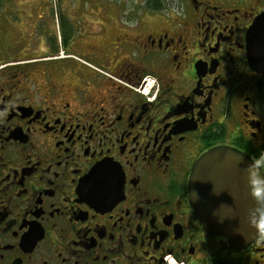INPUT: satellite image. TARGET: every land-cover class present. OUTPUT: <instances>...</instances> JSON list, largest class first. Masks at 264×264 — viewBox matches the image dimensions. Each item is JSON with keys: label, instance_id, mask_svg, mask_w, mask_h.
Wrapping results in <instances>:
<instances>
[{"label": "flooded vegetation", "instance_id": "1", "mask_svg": "<svg viewBox=\"0 0 264 264\" xmlns=\"http://www.w3.org/2000/svg\"><path fill=\"white\" fill-rule=\"evenodd\" d=\"M69 1L0 0V264H264L187 188L210 149L264 150V0Z\"/></svg>", "mask_w": 264, "mask_h": 264}, {"label": "water", "instance_id": "2", "mask_svg": "<svg viewBox=\"0 0 264 264\" xmlns=\"http://www.w3.org/2000/svg\"><path fill=\"white\" fill-rule=\"evenodd\" d=\"M253 24L246 33V56L249 67L264 74V14ZM249 163L243 154L220 146L203 153L189 175L188 199L196 217L207 232L224 235L230 249L245 248L262 234L247 218L256 206L247 185Z\"/></svg>", "mask_w": 264, "mask_h": 264}, {"label": "clouds", "instance_id": "3", "mask_svg": "<svg viewBox=\"0 0 264 264\" xmlns=\"http://www.w3.org/2000/svg\"><path fill=\"white\" fill-rule=\"evenodd\" d=\"M241 159V158H240ZM237 160V163L239 160ZM248 191L256 206L248 210V222L264 233V150L251 157L246 167Z\"/></svg>", "mask_w": 264, "mask_h": 264}, {"label": "rangeland", "instance_id": "4", "mask_svg": "<svg viewBox=\"0 0 264 264\" xmlns=\"http://www.w3.org/2000/svg\"><path fill=\"white\" fill-rule=\"evenodd\" d=\"M28 2H29V6H32V4L34 3V0H27ZM64 3H68V2H70L69 0H62ZM75 1V0H74ZM77 2L78 1H94V0H76ZM99 1H104V0H99ZM106 1H115V0H106ZM123 2L124 1H128V2H131V3H133V2H135V0H122ZM137 1V0H136Z\"/></svg>", "mask_w": 264, "mask_h": 264}, {"label": "built area", "instance_id": "5", "mask_svg": "<svg viewBox=\"0 0 264 264\" xmlns=\"http://www.w3.org/2000/svg\"><path fill=\"white\" fill-rule=\"evenodd\" d=\"M165 260H166L167 264H185L182 261L181 262H176L171 256L170 257L167 256L165 258Z\"/></svg>", "mask_w": 264, "mask_h": 264}, {"label": "trees", "instance_id": "6", "mask_svg": "<svg viewBox=\"0 0 264 264\" xmlns=\"http://www.w3.org/2000/svg\"><path fill=\"white\" fill-rule=\"evenodd\" d=\"M154 8H155V9H160V8H161V2L158 1V4H156Z\"/></svg>", "mask_w": 264, "mask_h": 264}]
</instances>
